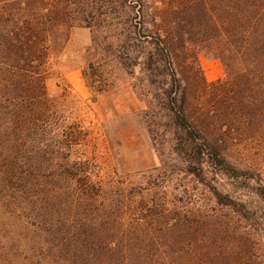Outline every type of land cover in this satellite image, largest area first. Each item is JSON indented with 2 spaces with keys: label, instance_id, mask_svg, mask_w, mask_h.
Instances as JSON below:
<instances>
[{
  "label": "trees",
  "instance_id": "16d2710c",
  "mask_svg": "<svg viewBox=\"0 0 264 264\" xmlns=\"http://www.w3.org/2000/svg\"><path fill=\"white\" fill-rule=\"evenodd\" d=\"M63 25L92 31L95 95L122 73L145 105L140 183L77 155L86 132L45 82ZM260 158L264 0H0V264H264Z\"/></svg>",
  "mask_w": 264,
  "mask_h": 264
},
{
  "label": "rangeland",
  "instance_id": "374dc122",
  "mask_svg": "<svg viewBox=\"0 0 264 264\" xmlns=\"http://www.w3.org/2000/svg\"><path fill=\"white\" fill-rule=\"evenodd\" d=\"M91 37L88 28L60 27L50 42L45 80L48 94L59 114L68 122H79L86 132L85 144L77 155L89 158L121 181L140 183L158 165L157 155L136 121V113L145 105L137 98L129 77L122 73H116L112 85L99 95L87 87L82 68L93 60L88 52ZM198 59L208 81L224 76L220 59L204 53ZM259 163L264 177V158ZM1 233L11 236L12 249L18 240L30 238L17 230L10 233L4 229Z\"/></svg>",
  "mask_w": 264,
  "mask_h": 264
}]
</instances>
